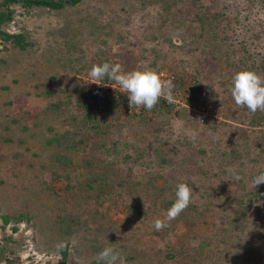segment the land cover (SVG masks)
I'll return each mask as SVG.
<instances>
[{
  "label": "rangeland",
  "instance_id": "obj_1",
  "mask_svg": "<svg viewBox=\"0 0 264 264\" xmlns=\"http://www.w3.org/2000/svg\"><path fill=\"white\" fill-rule=\"evenodd\" d=\"M164 1L14 7L6 29L31 46L0 45V209L31 220L0 228V248L14 251L0 264H58L64 245L65 264H103L109 243L126 264H264V183L251 187L264 172V112L230 95L236 72L264 77V0H172L166 13ZM104 62L155 70L171 99L129 105L115 81L89 78ZM181 182L191 203L167 221ZM58 210L72 216L65 232Z\"/></svg>",
  "mask_w": 264,
  "mask_h": 264
},
{
  "label": "clouds",
  "instance_id": "obj_2",
  "mask_svg": "<svg viewBox=\"0 0 264 264\" xmlns=\"http://www.w3.org/2000/svg\"><path fill=\"white\" fill-rule=\"evenodd\" d=\"M88 75L93 81H103L105 77L115 81L121 92L126 94L128 104L136 108L143 107L151 111L162 96L167 95L171 99L172 82L163 81L160 74L151 68L125 72L120 64L104 62L94 64ZM230 95L237 107L246 108L252 113L264 112V77L252 70L236 72L232 77ZM229 173L233 179H240L234 169H229ZM261 183H264V172L252 178L251 187L254 189ZM192 196L193 189L189 186V182L177 184L176 198L166 212L167 221L176 219L181 212L186 210L191 203ZM165 226V223L160 219L155 220L153 225L157 231ZM97 259L103 264H126L123 254L112 247L111 243L98 253Z\"/></svg>",
  "mask_w": 264,
  "mask_h": 264
},
{
  "label": "trees",
  "instance_id": "obj_3",
  "mask_svg": "<svg viewBox=\"0 0 264 264\" xmlns=\"http://www.w3.org/2000/svg\"><path fill=\"white\" fill-rule=\"evenodd\" d=\"M81 1L82 0H0V45L3 46V48H5L4 45L8 43V44H11L14 48H17L21 51H24L29 46H31V44L25 40V37L22 34L9 33L6 29L8 24L13 20L14 13H15V10H14L15 6H20L23 8L25 7L27 9L36 7V8H47L49 10H61L69 6H75ZM161 3H162L161 7L163 8L164 13H166L167 11L171 12V10H173V8L176 6L175 4L176 1H172V0H167ZM197 20L200 21L199 23L200 36H203V34L207 32L208 28H209V31L207 32V34L209 33L208 35H210L213 32V29H212L213 24L211 21H208V19L205 17L203 19L198 17ZM206 21L209 22L208 25H206ZM210 38L212 40V43L210 44L215 46L213 43L215 42L213 41L214 37H210ZM206 41L207 43H209L210 42L209 38ZM104 81H107V78H105ZM159 103L156 106L161 105ZM87 113H88V117H90L92 120L95 119L94 117H92V114L90 111H88ZM83 125L85 126V123H83ZM92 128L98 129L97 123H93ZM58 141H59V138L52 137L47 142L49 144H54V143L57 144ZM55 158L57 160L66 159V157L59 156V155L55 156ZM169 203L172 204V202H169ZM130 211L135 213L136 215H141V213L136 211L135 209H130ZM30 220H31V216L27 212L18 213V214H10V213H2L0 209V223H1L0 228L2 231H5L6 227L11 223L12 224L11 230L12 232L15 233L18 231V224L23 223V222L28 223ZM71 222H73L71 214L65 213L64 210H58V213L55 216V224H56V227L58 228L56 230L58 232H61V231L65 232L67 228H70L72 226ZM50 231H52V229ZM9 239L11 238L9 237ZM9 239H6V242ZM59 252H60L62 262L58 264H65V260L68 257V246L64 245V246L59 247ZM12 253L14 254L13 247H8L7 244L3 245L0 248V263L2 261L7 260L9 258L8 256L11 255Z\"/></svg>",
  "mask_w": 264,
  "mask_h": 264
},
{
  "label": "built area",
  "instance_id": "obj_4",
  "mask_svg": "<svg viewBox=\"0 0 264 264\" xmlns=\"http://www.w3.org/2000/svg\"><path fill=\"white\" fill-rule=\"evenodd\" d=\"M201 122H204V119H201Z\"/></svg>",
  "mask_w": 264,
  "mask_h": 264
}]
</instances>
